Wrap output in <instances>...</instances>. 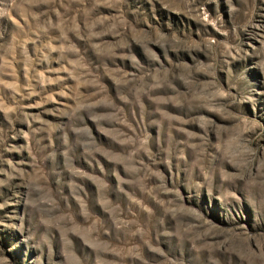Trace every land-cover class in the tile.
Instances as JSON below:
<instances>
[{
  "label": "rangeland",
  "instance_id": "obj_1",
  "mask_svg": "<svg viewBox=\"0 0 264 264\" xmlns=\"http://www.w3.org/2000/svg\"><path fill=\"white\" fill-rule=\"evenodd\" d=\"M0 264H264V0H0Z\"/></svg>",
  "mask_w": 264,
  "mask_h": 264
}]
</instances>
